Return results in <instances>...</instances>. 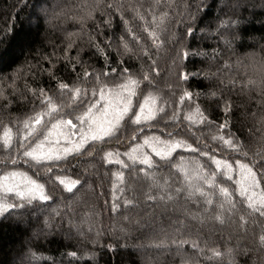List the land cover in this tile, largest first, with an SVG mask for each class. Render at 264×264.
Here are the masks:
<instances>
[{"label": "trees", "instance_id": "trees-1", "mask_svg": "<svg viewBox=\"0 0 264 264\" xmlns=\"http://www.w3.org/2000/svg\"><path fill=\"white\" fill-rule=\"evenodd\" d=\"M188 2L189 0H49L52 9L49 22L39 29L33 28L29 33L30 42L21 45L20 37L28 30L33 0H0V57L5 59L0 64V77L6 78L13 71L19 73L14 82L0 80V88L7 96V100H0V160H7L9 156L3 145L4 127L12 130L11 155L15 156L18 140L24 136L23 121L34 115V106L39 110V103L30 90H36L38 95L39 89H44L48 95L55 97L58 104H72L74 101L69 98L68 93L65 91L61 94L57 88L58 82L69 83L71 86L78 73L82 76L84 68H88L90 72L102 66L106 70L118 65L138 68L141 63L139 59L117 54L119 38L122 35L132 47H136L126 27L133 28L141 37V43L151 44V38L143 29L149 27L152 30L150 25L153 13L158 18L161 11L169 13L167 29H184L190 22L184 10V4ZM108 5L112 7L109 8ZM89 12L91 16H88ZM137 13L143 15L144 19H139ZM196 16L193 23L195 31L186 37V43L193 54L186 61L190 78L184 85L194 93L193 98L176 105L178 120H169L173 109L166 106L167 114L157 112L154 120L158 122L145 124L143 133L167 140V133L176 131V125L179 124L178 131L184 134L174 135L172 139L186 140L193 147H197L199 142L201 149L204 144H208L213 149L209 155H215L221 161L220 166L213 164L199 152L191 153L187 149H181L179 152L186 157L189 174L186 177L185 171L167 164L156 169L158 176L168 178L170 186L161 193L152 184L150 176L138 174L136 170L123 168L116 163L102 162L100 157L103 153L96 155L94 159L74 157L73 168L66 172H59L54 168L51 175L76 179L79 173L82 177H87L91 187L86 185L78 193L79 203L75 205V215L72 216L78 225L81 220L86 221L81 227L87 236H78L76 229L71 227L66 218L62 227L58 222L56 227L41 234L39 238L33 237V232L41 226L37 216L41 221L44 218L40 209L26 215L22 222L12 217L0 216V264H53V261L55 264H69V261L71 264H93L88 258L74 259L66 255L77 249L96 251L98 264L264 262V250L259 242V236L264 234V218L248 209L247 204L229 207L219 191L221 187H227L230 191L236 187V181L241 178L237 160L247 164L253 158L259 159L255 154L264 152V0H241V6L234 13L228 7L222 12L221 5H214L206 12L202 7ZM216 16L239 20L238 25L223 32L230 45L213 34L217 22L209 25V20ZM104 20H110L111 24L105 25ZM123 20H128L129 24L124 25ZM31 23L35 24L34 18ZM69 34H72L70 39L74 44L72 49L65 52L63 49L67 46ZM157 35L163 38L165 33L158 31ZM109 43L111 47L107 46ZM96 45L104 55L97 52ZM171 47L170 44L166 45L155 56L159 61V70L164 74L161 87L165 91L167 88L163 81L169 79L167 69L171 66V60L168 50ZM214 50L218 55L213 56ZM152 51L155 53V48ZM78 52L81 64H75L74 58ZM202 52L207 53V57L201 55ZM43 56H49L52 63L44 60ZM65 56L69 59H64ZM49 70L54 72L55 78L49 75ZM171 80L174 82L175 77L172 76ZM81 87L90 89L91 85ZM209 92H215L216 96L209 95ZM225 100L232 105L231 115L226 116L223 111ZM197 104L200 105V111L205 116L211 114L209 118L217 124L224 123L225 119L230 123L224 129L206 127L195 112ZM184 115H191L192 120H184ZM229 132L234 134L238 142L244 144L243 150L249 153L247 159L232 152L227 145L211 139L213 135L220 134L227 139ZM133 135H139L135 126L121 127L118 136L123 137L122 142L118 145L112 143L107 150L120 152L119 158L131 164L123 153L133 143H140L142 140L140 137L133 141ZM39 138L43 139V136ZM173 156V163L179 161L177 153H173ZM153 158L159 160V157ZM113 159L109 157V160ZM192 161L199 162L200 175L213 179L214 186L197 178L196 172L192 171ZM224 161L231 166L230 169L225 168ZM85 168L87 172H84ZM14 170L27 172L33 179H37L35 169H29L22 161L18 168H13L10 161L7 168L0 165V176L6 171ZM120 171L124 173L122 178L112 175ZM225 171L227 175L223 174ZM256 171L258 179H261L259 169ZM213 172L216 173L215 177L212 176ZM41 175L43 176L42 170ZM228 176H231V180ZM45 179L47 177L40 182ZM114 181L117 183L115 195L121 205L119 214L111 212ZM189 183L199 186L203 194L195 192L190 195L192 189L189 188ZM121 188L125 189L123 193L119 190ZM176 189L180 191L177 192ZM100 193L104 195H99ZM146 194L157 197L171 195L172 200L165 199L160 203L146 199ZM125 197L134 198L135 207L126 209L123 205ZM230 199L241 198L237 193ZM208 200L212 203H207ZM105 201L108 202L107 205ZM90 208L95 209L96 215L85 217ZM124 216H128L130 221L124 220ZM216 216L220 218L216 219ZM241 216L244 220L240 219ZM89 227L92 228L90 233ZM121 227L126 229L125 234L119 232ZM97 231L101 233L100 244L93 245L91 241L96 237ZM177 238L188 241L180 245L179 252L177 246L171 243ZM117 241L119 246L115 251L101 248L102 244ZM161 242L163 246L158 247ZM193 242L198 247L194 248ZM213 250L219 251L221 255H215ZM32 252L36 253L35 259L31 256Z\"/></svg>", "mask_w": 264, "mask_h": 264}, {"label": "snow or ice", "instance_id": "snow-or-ice-1", "mask_svg": "<svg viewBox=\"0 0 264 264\" xmlns=\"http://www.w3.org/2000/svg\"><path fill=\"white\" fill-rule=\"evenodd\" d=\"M214 5H221L222 12L225 7H228L234 13L241 6V0H189L188 3L184 4V10L190 22L185 25L184 29L176 31L167 29L168 12L161 11L159 18L153 13L150 25L152 30L150 31L149 27L143 29L151 38V44L141 43V37L136 34L133 28L126 27V31L131 36V41L135 42L136 47H132L130 42L122 35L119 38L120 44L117 47V54L121 56L129 55L139 59L141 61L139 67L133 69L132 67H120L118 65L115 68H107L106 70L102 66L99 69H92L91 72L88 68H84L82 76L78 73L71 86L69 83L58 82L57 88L61 94L65 91L68 93L69 98L74 101L72 104H58L55 97L48 95L44 89H39L38 95L36 90H30L39 103V110L34 106V115L23 121L24 136L18 140L15 156L11 155L12 130L7 126L4 127L3 145L8 150L9 156L7 160H0V165L7 168L8 161H10L13 168H18L22 161L29 169H35L34 174L37 179H33L27 172L18 170L6 171L4 175L0 176V216L12 217L22 222L26 215L34 213L36 209H40L44 218L41 221L40 217L37 216V221L41 226L33 232V237L39 238L41 234L56 227L58 222L62 227L66 218L71 227L76 229L78 236H87V233L81 227L86 221L81 220V224L78 225L72 219V216L75 215V205L79 203L78 193L88 185L87 177H82L79 173H77L76 179H72L70 176L55 175L53 177L51 175L54 168L58 169L59 172H66L73 168L72 159L74 157L94 159L96 155L103 153L100 157L102 162L116 163L123 168L134 169L138 174L143 173L145 176H150L152 184L161 193H164L170 186L168 178L158 176L156 169L167 164L173 168L185 171L186 177L189 174L187 172L186 157L179 152L181 149H187L191 153L199 152L201 156L208 157L209 161L219 167L221 161L215 155H209V152L213 151V149L208 144H204L203 149H201L199 142L197 147H193V144L188 143L186 140L172 139L174 135L184 134L178 131L179 124L176 125V131L167 133L169 137L167 140L161 139L159 136H148L143 133L145 124L158 122L154 120L157 112L167 114L166 106H170L173 109L169 120H178L176 105L184 104L193 98L194 93L184 86L190 78L186 61L193 54L186 43V37L195 31L193 23L197 19L196 13H200L202 7L206 12L208 8ZM108 7L111 8L112 5H108ZM51 15L52 9L49 0H33V11L30 16L28 30L20 37V44L29 43V33L32 29L43 27L49 22ZM88 16H91V12L88 13ZM137 16L141 20L144 19V16L140 13H137ZM32 18L35 20L34 25L31 23ZM213 22H217L213 34L224 40L225 44L230 45V41L224 38L223 32L231 26L238 25L239 20L231 17L223 19L220 16H216L209 20V25ZM103 23L110 25L111 21L104 20ZM123 24L127 26L129 21L123 20ZM158 31L165 33L163 38L157 35ZM201 31L203 32L204 29H201ZM71 35L69 34L67 46L63 49L65 52L73 48L74 41H71ZM169 44L172 46L168 50L171 66L167 69L169 79L163 81L167 88V91H165L161 87V80L164 74L159 70V61L155 56ZM107 46L111 47V44L109 43ZM95 47L97 52L104 55L98 45ZM153 48L156 50L155 53L152 51ZM200 54L207 57V53L202 52ZM216 55L218 53L214 50L213 56ZM43 59L52 63L49 56H43ZM64 59L68 60L69 58L65 56ZM74 59L75 64H81L79 52ZM4 62V57H0V64ZM120 63L122 64L123 61ZM107 64L108 60L105 56V65ZM73 71H75V65L73 66ZM18 75L17 71H13L6 78L0 77V80H13L14 82ZM49 75L55 78V74L51 70H49ZM172 76L175 77L174 82L171 80ZM86 84H90L91 88L81 87V85ZM208 94L213 97L216 96L215 92H209ZM0 100H7L2 88H0ZM231 109V103L225 100L223 111L226 116L231 115ZM195 112L199 116L200 121L210 129L213 127L224 129L230 123L229 120L225 119L224 123L217 124L209 118L211 114L205 116L200 111L199 104L195 106ZM183 119L192 120V116L184 115ZM125 126L136 127L139 135H133L131 137L133 141L142 137L140 143H133L131 148L123 153V156L127 157L128 161H131V164L119 158L121 156L120 152L107 150L111 148L112 143L118 145L122 142L123 137L118 136V133L121 127ZM40 136H43V139H40ZM211 139L219 141L221 145H227L232 152L243 156L245 159L248 158L249 153L243 150L244 144L238 142L231 132L228 133L227 139L223 134L213 135ZM197 140L199 141V138ZM221 151H223V148H221ZM173 153L179 155V161L176 163H173V160H175ZM255 155L259 159L253 158L247 164L237 160L236 164L240 169L241 178L236 181V187L231 191L227 187H221L219 191L229 207L235 208L237 204H247L248 209H251L253 213H258L259 217L264 218V187H261L264 184V152ZM109 157L114 159L109 160ZM153 157H159V160L157 161ZM191 163L193 165L192 171L196 172L197 178L214 186L213 179L200 175L199 162L192 161ZM224 165L226 169L231 168L227 161H224ZM256 169H259L261 179H258ZM41 170L43 176L41 175ZM84 172H87V168L84 169ZM223 174L227 175V171ZM112 175L122 178L124 173L120 171L112 173ZM215 175L216 173L213 172L212 176L215 177ZM44 177H47V179L44 182H40ZM228 179L231 180V176H228ZM88 186L91 187V185ZM112 188L111 212L119 214L118 210L121 205L119 198L115 195V190L117 189L116 181L113 182ZM189 188L192 189L190 195L195 192L203 194L199 186H193L189 183ZM257 189H260L259 192H257ZM119 190L122 193L125 191L123 188ZM176 191L179 192L180 189H176ZM237 193L241 199H230ZM99 195H104V193ZM146 199L162 203L165 199L171 201L172 196L160 195L157 197L146 194ZM107 203L105 201V205ZM207 203L211 204L212 201L208 200ZM123 205L126 209L135 207L134 198L125 197ZM95 215L94 208H90L89 212L85 213V217L89 218ZM215 218L219 219L220 217L216 216ZM123 219L130 221L128 216H124ZM240 219L244 220V217L241 216ZM91 231L92 228L89 227L88 232L90 233ZM119 232L125 234L126 229L121 227ZM100 237L101 233L97 231L96 237L91 241L92 244H100ZM31 239L32 237L29 238V242H31ZM259 242L262 250H264V234L259 236ZM171 243L177 246V252H179L180 245L188 243V241L177 238L173 239ZM118 246L119 243L117 241L116 243L102 244L101 248L115 251ZM162 246L163 242L158 245V247ZM193 247H198V245L193 242ZM213 251L215 255H221L219 251ZM66 255L74 259L88 258L93 264H98L97 252L94 250L77 249L76 251L68 252ZM31 256L35 259L36 253L32 252ZM53 264H55V261H53ZM69 264H71V261H69ZM184 264H186V261Z\"/></svg>", "mask_w": 264, "mask_h": 264}]
</instances>
